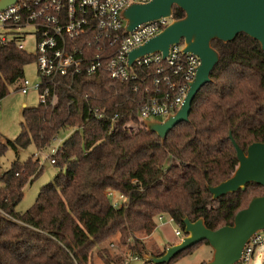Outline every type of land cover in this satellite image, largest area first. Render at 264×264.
<instances>
[{
    "label": "trees",
    "instance_id": "trees-1",
    "mask_svg": "<svg viewBox=\"0 0 264 264\" xmlns=\"http://www.w3.org/2000/svg\"><path fill=\"white\" fill-rule=\"evenodd\" d=\"M184 15L174 8L175 18ZM212 45L221 54L212 81L195 97L190 120L172 128L164 141L144 122L137 130L128 128L140 121L136 111L143 89L134 91L140 82L114 81L106 72L58 78L46 104L23 109L15 140L5 143L0 136V162L8 148L18 153L34 144L37 152H48L67 132L54 164L64 173L43 185L24 213L17 206L25 185L42 173L41 157L15 159L0 174V264H93L96 254L103 264H124L128 251L140 257L148 252L143 237L156 229L159 215L174 218L181 229L184 218L204 217L217 230L232 225L239 210L264 195L257 183L217 200L209 191L237 169L230 134L245 151L264 141L259 41L239 33L234 41L217 39ZM30 59L15 45L0 46V100L10 93L8 85L20 88ZM110 189L124 193L127 203L114 207ZM182 253L160 264H174Z\"/></svg>",
    "mask_w": 264,
    "mask_h": 264
},
{
    "label": "built area",
    "instance_id": "built-area-1",
    "mask_svg": "<svg viewBox=\"0 0 264 264\" xmlns=\"http://www.w3.org/2000/svg\"><path fill=\"white\" fill-rule=\"evenodd\" d=\"M149 1L18 0L0 11V46L15 45L18 50H26L27 35H33L36 42L35 57L41 82L31 85L24 77L19 90L25 94L39 91L40 103L46 104L51 95L49 88L57 84L58 78L106 72L114 81L140 82L134 86L135 92L143 89L136 117L165 120L183 105L200 59L195 54L184 53V44L180 43L170 47L165 59L163 54L156 52L138 58L133 67L128 68V53L171 23L170 17H161L127 32L122 10L134 2ZM95 115L102 117L98 110ZM117 117L115 115L112 121ZM59 145L48 151L47 158L53 165ZM107 194L116 208L128 201L124 193H120L118 199L114 190H108ZM175 233L180 239L184 235L180 228H176ZM263 244L264 230H261L245 244L235 264H251L258 247ZM111 247H115L114 243ZM143 259L128 251L124 264H138Z\"/></svg>",
    "mask_w": 264,
    "mask_h": 264
},
{
    "label": "water",
    "instance_id": "water-1",
    "mask_svg": "<svg viewBox=\"0 0 264 264\" xmlns=\"http://www.w3.org/2000/svg\"><path fill=\"white\" fill-rule=\"evenodd\" d=\"M17 1L0 0V11ZM175 7L185 12L183 18H175ZM121 15L127 22V32L154 19L171 18V23L163 31L128 53L129 69L138 58L152 53L160 52L164 59L167 58L170 47L180 43L184 44V53L195 54L200 59L183 105L165 120L143 121L147 129L156 132L163 141L177 124L190 120L195 97L204 85L212 81L211 73L221 58L220 52L212 45L214 40L231 42L239 33H244L258 40L264 51V0H151L128 5ZM230 139L237 150V169L221 184L208 187L214 200L240 189L246 190L250 183L264 187V141L253 142L245 151L232 134ZM182 230L184 235L180 241L167 246L164 253L157 256L144 253L143 258L154 264L170 263L190 247L207 241L214 252L212 258L203 264H235L250 238L264 230V195L254 197L246 208L239 210L232 225L213 230L206 225L204 217L197 220L186 217Z\"/></svg>",
    "mask_w": 264,
    "mask_h": 264
},
{
    "label": "rangeland",
    "instance_id": "rangeland-1",
    "mask_svg": "<svg viewBox=\"0 0 264 264\" xmlns=\"http://www.w3.org/2000/svg\"><path fill=\"white\" fill-rule=\"evenodd\" d=\"M25 49L30 55V61L24 67V76L29 80L30 84H38L41 82V77L37 73L36 62V42L33 35H27L25 38ZM10 93L5 98L0 100V136L1 140L7 143L9 140L14 141L21 132V125L23 120V109L25 107H37L40 103L39 91L31 90L25 94L18 89L14 84L8 85ZM139 122H130L128 128L130 130H137L143 126V118L139 117ZM67 132H61L59 139L55 146L62 143L63 139L67 137ZM41 156V163L43 170L40 176L31 183L25 185L24 197L17 206L19 212L24 213L35 203L38 195L41 192V187L50 181H53L57 174L64 173L58 166L51 163L49 156L50 152H37L34 144H30L16 153L12 148H8L3 155L0 164V174L8 171L15 159H19L21 163L27 161L30 157ZM1 183V182H0ZM115 192V197L119 198V192ZM117 198V199H118ZM159 216H163L161 219ZM157 218L156 229L151 235L143 237L148 254L158 255L164 252L165 248L173 243L180 241V236L175 233V229L179 228L175 221H170L172 217L166 214L159 215ZM181 229V228H180ZM112 244V243H111ZM111 247V245H109ZM114 248V247H113ZM213 249L209 244H200L181 254L180 257L174 260V264H202L208 261L213 256ZM93 264H103V260L98 254L94 255ZM251 264H264V244L259 246Z\"/></svg>",
    "mask_w": 264,
    "mask_h": 264
},
{
    "label": "crops",
    "instance_id": "crops-1",
    "mask_svg": "<svg viewBox=\"0 0 264 264\" xmlns=\"http://www.w3.org/2000/svg\"><path fill=\"white\" fill-rule=\"evenodd\" d=\"M35 155H38V153H36ZM39 157H41V156L39 155Z\"/></svg>",
    "mask_w": 264,
    "mask_h": 264
}]
</instances>
